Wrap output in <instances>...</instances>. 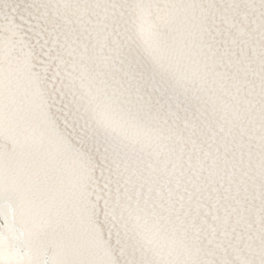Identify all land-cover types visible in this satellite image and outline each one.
<instances>
[{
    "label": "snow or ice",
    "instance_id": "6c2138e0",
    "mask_svg": "<svg viewBox=\"0 0 264 264\" xmlns=\"http://www.w3.org/2000/svg\"><path fill=\"white\" fill-rule=\"evenodd\" d=\"M0 264H264V0H0Z\"/></svg>",
    "mask_w": 264,
    "mask_h": 264
}]
</instances>
